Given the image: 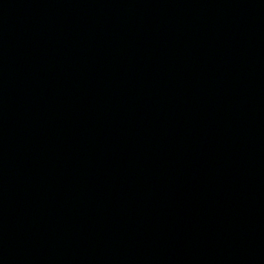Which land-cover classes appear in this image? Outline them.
Here are the masks:
<instances>
[{"label":"water","instance_id":"1","mask_svg":"<svg viewBox=\"0 0 264 264\" xmlns=\"http://www.w3.org/2000/svg\"><path fill=\"white\" fill-rule=\"evenodd\" d=\"M0 264H264V0H0Z\"/></svg>","mask_w":264,"mask_h":264}]
</instances>
